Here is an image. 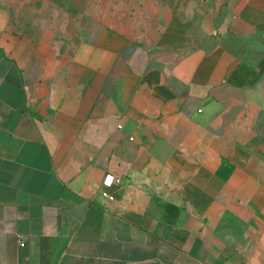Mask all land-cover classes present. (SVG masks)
I'll return each mask as SVG.
<instances>
[{"label": "crops", "instance_id": "crops-1", "mask_svg": "<svg viewBox=\"0 0 264 264\" xmlns=\"http://www.w3.org/2000/svg\"><path fill=\"white\" fill-rule=\"evenodd\" d=\"M0 264H264V0H0Z\"/></svg>", "mask_w": 264, "mask_h": 264}, {"label": "built area", "instance_id": "built-area-1", "mask_svg": "<svg viewBox=\"0 0 264 264\" xmlns=\"http://www.w3.org/2000/svg\"><path fill=\"white\" fill-rule=\"evenodd\" d=\"M121 183V180L118 178H115L112 175H106L102 181V190H101V195L103 197H108V193L104 189L110 188L114 184H119Z\"/></svg>", "mask_w": 264, "mask_h": 264}]
</instances>
